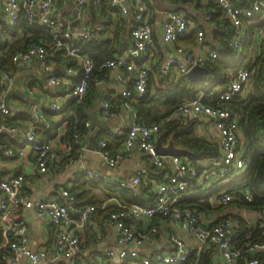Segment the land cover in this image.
<instances>
[{"label": "built area", "instance_id": "built-area-1", "mask_svg": "<svg viewBox=\"0 0 264 264\" xmlns=\"http://www.w3.org/2000/svg\"><path fill=\"white\" fill-rule=\"evenodd\" d=\"M96 3L99 0H95ZM217 4L221 12L218 19H227L230 23V33L225 41L234 49L240 48L243 35V21L241 16H249L262 6L261 0H252L248 7L238 6L231 0H203ZM57 0H0L2 19L0 20V37L3 36V26L14 25L22 11L29 23L45 25L50 33L48 45L41 42L31 43L27 48L18 50L12 54V61L28 63L34 58L45 59L48 54H53L54 62L57 58L72 57L76 65H62V73L54 74L49 72L51 65L44 63L43 68L49 72V83L59 86L65 90L66 97L60 100L56 95L49 101L46 110L57 112L68 101L73 99L81 101L87 91L90 73L94 67L91 58L81 51V45L71 42L72 36L80 40L95 37V31L87 22V11L89 0H73L70 16L59 19L56 16ZM133 4L134 17L138 25L130 28L131 44L128 47V55L138 56L148 47L153 45L151 25L149 21L150 11L144 0H110L111 7L123 14L128 11V3ZM206 22L214 24L210 13L204 15ZM78 25V29L74 25ZM188 19L182 11H167L162 22V39L171 53L157 64L160 72H167L174 69L178 74L186 72L195 65H204L207 57H215L217 53L209 47L198 52L186 43L179 42L180 36L187 31ZM197 42L202 45L204 42V30L196 29ZM55 53H58L55 56ZM101 67L107 69L127 70L135 69L132 86L138 94L143 93L147 86V73L149 66L146 63L138 65L129 61L127 56L105 60ZM13 73L10 69L0 68V84L5 88L0 90V131L16 132L19 126L7 117L14 116L4 102V93L13 82ZM75 77V79L72 78ZM69 77V78H68ZM250 86V70L240 68L234 77L228 82L227 87L215 95L209 96V102H204V92L199 91L190 98H183L178 102L174 110L163 116L159 121L142 123L136 121V114L126 130L121 148L111 151L107 148L105 138L98 140L97 152L108 166L116 165L123 154L130 152L136 147L147 153L146 163L142 164L129 178L111 180L109 184H116L128 188L132 194L137 193L141 183L147 187L151 199L149 203H125L116 195H111L105 200L96 203H86L78 208L74 206L76 195L70 188L60 189L66 202L62 203L54 197H46L39 200H32L21 193V186L24 177L22 174L12 176L10 179H0V191L4 198L0 200V230L8 233L9 236L0 241V260L6 258L16 262L20 256H25L31 264H49L47 252L44 248L32 249L29 246L28 228L26 222L20 216L15 215V209L20 207L30 208L35 213L51 223L56 228L53 250L57 255L68 258L69 264H76L75 256L80 248V240L77 232L94 220L97 210H105V221L116 229V249H107L103 256L115 264H122L128 256H136L135 249L154 237L158 225L153 222L158 215L170 218L173 221L181 222L183 228L196 239V243L188 245L175 233H170L171 247L169 249H158L152 253L139 256L143 264L161 263L176 264L185 261L189 255L194 258L189 264H201L199 253L206 245H214L219 255L228 264H257V258H249L248 251L264 249V241L246 242L244 245H237L234 235L235 223L230 216L210 222H203L199 211L191 205H180L179 201L183 196L193 192L198 187L200 172L195 162L179 154H161L156 150L155 137L160 127L170 119L178 116H190L196 119L214 120L217 139L218 156L212 159L210 167L204 171L210 175L215 174L221 181L227 175L239 174L245 166L243 159L244 137L238 125L237 114L230 108V99L234 94L244 93ZM123 95L128 97L127 101L120 104L132 106L135 95L131 90H124ZM104 113L107 116L115 114L114 105L108 101L103 102ZM133 108V106H132ZM134 110V108H133ZM135 112V111H134ZM34 118L42 123L45 128L50 127L49 119L44 110L36 109ZM53 120V119H52ZM88 126V121L85 122ZM64 131L66 126H63ZM24 140L29 143L34 153L35 165L39 172H44L50 164L55 162L57 151L51 139H41L36 133V128L31 124L23 129ZM74 143L78 156L81 155L84 144L82 140L74 135ZM69 148L71 146L69 145ZM7 155H20L21 150L5 148ZM77 158V157H76ZM151 166V167H150ZM160 172L161 175L151 174ZM163 172V174H162ZM93 177H100L95 171L87 170ZM223 179V180H222ZM198 181V182H197ZM212 180L209 181V186ZM244 197L250 199V193L244 190ZM232 191L223 188L214 200L220 204H226L234 199ZM109 209H106L108 208ZM261 217L260 225L264 227V210L259 211Z\"/></svg>", "mask_w": 264, "mask_h": 264}, {"label": "crops", "instance_id": "crops-1", "mask_svg": "<svg viewBox=\"0 0 264 264\" xmlns=\"http://www.w3.org/2000/svg\"><path fill=\"white\" fill-rule=\"evenodd\" d=\"M150 11L149 21L151 25L153 45L148 47L144 52L138 56L128 55V47L131 44L130 28L138 25L134 17L133 4L128 3V11L123 14L119 10H115L111 13L113 21L120 20L123 26V30L120 29L121 43L125 46L120 55L127 56L129 61L138 65L141 62L146 63L150 68H156L166 55L171 53V49L165 45L162 39V22L165 18L167 11L178 10L182 11L188 19L187 31L184 35L180 36L179 42L186 43L193 47L195 51L201 52L205 48L211 49L212 45H215L217 49H220V42L216 41L212 37V28L214 24L206 22L204 15L210 13L207 11V4L210 2H204L203 0H144ZM237 3H242L243 0H235ZM262 7L264 8V0L262 1ZM244 3V2H243ZM73 0H57L56 2V16L59 19H63L66 16L71 15ZM211 5V4H210ZM90 11L87 14V22L90 25L93 22L95 25H100L103 28L102 14L98 10ZM210 10L215 11V8L210 7ZM95 12V20L93 13ZM2 13L0 10V20L2 19ZM243 35L241 38L240 48L236 51L242 50V40L245 35V25L243 23ZM75 29H78V25H74ZM202 28L204 30V42L200 45L197 42L196 34L194 36L193 30ZM110 31H106L104 35H109ZM108 33V34H107ZM264 38L263 27L257 28L253 34L250 42L249 54L252 58L260 52V42ZM225 42V41H224ZM216 51V50H215ZM140 60V63H138ZM44 63L51 65L49 72L54 74L62 73V64L54 62L53 54H48L45 59L34 58L28 63L18 62L11 69L13 73V82L8 86V91L4 93L7 101L5 104L14 111V116H8L11 121L15 122L19 126V130L16 132L0 131V179H10L12 176L22 174L24 182L21 186V193L28 196L32 200H39L46 197H54L60 200L62 203L66 202L65 197L60 193L62 188H70L76 192H80L85 187L80 186V179L82 182L85 179L94 178L100 182V185L93 184L91 192L96 196L97 202L105 200L111 195H107L102 187H106L108 179L117 180L123 178H129L133 175L137 168L146 163L147 153L138 150L136 147L132 148L130 152L124 153L119 162L114 166H108L100 157L97 152L98 149V132H107L117 137L114 150L123 146L122 141L126 134L127 127L132 122L135 112L132 106H124L120 103L114 102L117 95L123 94L124 90H132L133 76L135 69L127 70L123 67L119 69H110L109 75L106 79L97 80V86L95 87V97L90 103L88 112V130L81 135L82 143L84 144L81 155L78 156L76 147L69 148V138L65 134L64 124H60L56 128L54 134L45 139H51L54 148L57 151V158L55 162L50 164L46 171L39 172L34 159V153L31 150L29 143L24 140L23 129L33 124L35 128H38V121L34 118L36 109L46 110L45 106L49 103L54 96L59 95L60 100H64L66 97L65 90L59 86H54L49 83V72H46L43 68ZM157 69V68H156ZM148 70V71H149ZM69 78V77H68ZM75 79L74 76H72ZM5 88V84H0V90ZM132 88L135 89L133 86ZM219 91V90H218ZM115 98V99H114ZM185 98V97H183ZM181 98V99H183ZM113 100V102L111 100ZM69 100V99H68ZM108 101L114 105L115 114L113 116H107L104 113L103 102ZM159 110H164L163 107H159ZM90 114L94 115L96 135H91L90 128ZM47 115V114H46ZM49 115H47L48 117ZM49 119L51 117H48ZM55 116L52 118L54 119ZM174 119H194L193 135L202 137L206 140L216 143L218 147L217 131L214 120L203 118L196 119L190 116H178ZM103 138V137H101ZM96 141V144L93 141ZM159 143L162 147H168L175 150L173 139L171 136L165 137V131L159 130L155 137V144ZM5 148H12L21 150L20 155H7L4 152ZM170 154V153H167ZM176 154V153H175ZM77 157V158H76ZM186 157V156H184ZM187 158V157H186ZM212 159L200 160L203 163V167L199 168L200 178L198 182V188H206L209 185V181H215V186L219 187L226 181H221L219 177H215V174L210 175L204 171L210 167ZM210 162V164H209ZM209 166V167H204ZM87 170L95 171L100 174V177H93L87 173ZM163 174V172H162ZM108 185H111L108 183ZM116 185V184H112ZM77 187H80L77 191ZM88 188V187H87ZM223 189V188H222ZM216 195H219L221 190ZM195 190V191H196ZM138 196L141 200L139 203H149L151 201L147 187L144 183H141L137 188V193L133 194ZM4 198V194L0 191V200ZM210 204L204 210H198L203 222H210L213 220L221 219L224 216L232 217L235 226L238 225V217H242L248 224H253L260 217V213L257 210L244 208L235 202H228L226 204L217 203L213 197L210 199ZM122 201V200H121ZM124 202V201H123ZM88 202L77 201L74 206L78 208L82 204ZM127 203V202H125ZM15 215L20 216L26 222L28 228L29 246L32 249L44 248L47 252V258L49 264H69L68 258L57 255L53 250V244L55 239L56 228L54 225L46 221L44 218L39 217L33 209L20 207L15 209ZM105 211L97 210L94 214V220L89 224H85L82 230L77 232L80 240V248L76 253V264H115L107 257L103 256V252L107 249H116L115 236L116 229L109 225L104 219ZM158 225V230L154 237L145 242L142 246L134 248L132 246L129 249H135L136 256H128L122 264H125L128 259H137L138 257L145 256L158 249H169L171 247L170 233H175L188 245L196 243V239L185 230L179 221H173L170 218L156 216L153 220ZM214 246V245H213ZM208 247L206 245L201 251ZM215 247V246H214ZM0 264H31L25 256H20L16 262L3 258L0 260ZM210 264H228L221 258L216 247L214 248L211 256Z\"/></svg>", "mask_w": 264, "mask_h": 264}, {"label": "trees", "instance_id": "trees-1", "mask_svg": "<svg viewBox=\"0 0 264 264\" xmlns=\"http://www.w3.org/2000/svg\"><path fill=\"white\" fill-rule=\"evenodd\" d=\"M109 1L99 0L96 3L95 0H89L88 2L87 14L90 7L92 11L98 10L102 14L103 28L93 22L90 24L96 36L84 40L72 36L71 39V42L81 45V51L93 61L94 67L90 73L87 91L81 101L77 102L70 99L59 111L46 112L49 115L48 117H51L50 127L45 128L42 123L38 122V128H36V133L41 139L51 136L60 124H64L66 126L65 134L69 138L71 148H73L76 145L74 135L76 134L81 139V135L88 130V126L85 125L88 120L87 109L95 97L96 82L100 79H106L109 75V69L100 65L105 60L120 55L125 48L121 43L122 33H120V29L123 30L122 22L120 20L113 21L110 12L114 13L116 9L111 7ZM251 1L243 0L244 3H237L235 0H231L233 4L244 7L250 6ZM210 4H207L206 7L208 8L207 11H211L210 14L214 21L212 37L220 42V49L212 45L217 56L207 57L204 63L207 73L201 79L192 81L185 74L176 73L174 69L163 73L156 68H150L147 73L146 90L138 94L132 88L133 86L131 87L132 96L135 95L132 105L134 106L137 122L159 121L163 116L170 114L183 97L190 98L202 91L204 92L202 100L209 102V96L224 90L240 68H248L250 70L248 90L243 94H234L229 101L230 108L237 114L238 125L244 137V169L237 175H227L222 186L217 187L215 181H212L210 186L205 189L198 188L196 191L183 196L179 204L191 205L198 210H204L210 204L209 199L214 198L220 189L226 188L228 191H232L235 196L229 202H235L244 208L261 211L264 210V38L260 42V52L254 58L249 54V47L257 28L263 27L264 34V8L261 6L252 15L241 16L245 25V35L242 40V50L238 52L225 41L226 36L230 33V23L227 19H218L217 15L221 12L219 6L211 2ZM210 7L215 8V11L210 10ZM92 13L95 20V12ZM106 31H110L111 34L104 35ZM193 32L195 36V29ZM42 40L46 45L50 41V33L47 27L37 23H29L25 14L21 11L14 25L3 26V36L0 37V68L11 70L15 65L11 59L14 52L23 50L29 44L41 42ZM57 54L55 53V56ZM138 61L140 63V60ZM57 63L64 66L76 65L75 59L72 57L57 58ZM127 99L128 97L121 93L117 95L114 102L122 103ZM111 101L113 102V100ZM159 107H163L164 110L160 111ZM54 116L55 118L52 120ZM194 122V119H188L187 121L170 119L165 121L160 128L165 131V137H172L176 147L174 153L186 156L189 160L195 162L199 169L203 167V163L199 161L215 159L218 156V150L215 142L193 135ZM97 137L105 138L107 148L110 150H114L118 145L116 142L117 137L111 133L101 132L100 130ZM151 172L155 176L161 175L160 172L155 173L152 170ZM96 180L88 178L82 182L80 179V186L85 187V190L82 189L80 192H76L77 203L81 200L88 203L98 201L91 192L93 184H101L100 179L99 181ZM77 188V191L81 189L80 187ZM102 188L107 195H116L124 202H141L138 196L133 195L128 188L119 185H108V183L106 187ZM245 189L249 191L250 199L244 197ZM106 209H109V207ZM237 217L239 223L234 227L237 245H244L246 242L264 241V227L260 225L261 217L253 224H248L240 216ZM7 236H9L8 233L0 230V241ZM214 248L213 245H208L205 250L200 251L201 264H210ZM247 256L257 258V264H264V249L253 252L248 251ZM193 258L194 255L191 254L185 261L176 264H189ZM125 264L143 263L137 259H128Z\"/></svg>", "mask_w": 264, "mask_h": 264}, {"label": "water", "instance_id": "water-1", "mask_svg": "<svg viewBox=\"0 0 264 264\" xmlns=\"http://www.w3.org/2000/svg\"><path fill=\"white\" fill-rule=\"evenodd\" d=\"M207 73V68L204 65H195L192 68H190L187 72H186V76L188 79L194 81L197 79H201L205 74ZM7 101V98H5V102ZM7 104V103H6ZM90 119H91V123H90V128H91V135L95 137L96 135V127L94 126L95 120H94V115L90 114ZM96 144V141H93ZM156 150L158 153L161 154H167V153H174V151L168 147H162L159 143H157L156 145Z\"/></svg>", "mask_w": 264, "mask_h": 264}]
</instances>
